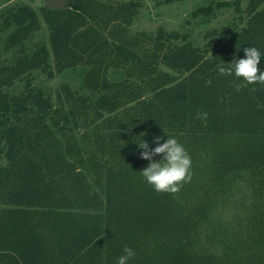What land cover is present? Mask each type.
Wrapping results in <instances>:
<instances>
[{
  "label": "trees",
  "instance_id": "trees-1",
  "mask_svg": "<svg viewBox=\"0 0 264 264\" xmlns=\"http://www.w3.org/2000/svg\"><path fill=\"white\" fill-rule=\"evenodd\" d=\"M245 1V25L220 32L210 56L177 46L175 33L144 48L139 80L125 82L126 106L117 111L118 133L129 129L133 140L96 127L78 134L89 126L80 117L82 99L64 85L55 104L40 90L4 92L27 71L46 72L51 61L58 73L81 63L89 66L85 81L98 78L93 51L107 43L120 56L126 43L104 21L107 34L101 31L98 13L87 20L90 0L43 8L50 46L15 64L0 59V134L9 146L0 168V264H115L125 245L136 251L129 264H264V84L217 71L242 58L245 47L264 50V0ZM136 4L125 5L126 20ZM3 25L13 27L10 47L40 28L26 5L8 10ZM126 75L134 77L128 68ZM142 136L150 147L156 136L184 145L191 179L179 191L156 192L144 182Z\"/></svg>",
  "mask_w": 264,
  "mask_h": 264
},
{
  "label": "rangeland",
  "instance_id": "rangeland-1",
  "mask_svg": "<svg viewBox=\"0 0 264 264\" xmlns=\"http://www.w3.org/2000/svg\"><path fill=\"white\" fill-rule=\"evenodd\" d=\"M86 10L87 20L89 13H98L96 19L101 31L107 34L104 25L106 22L112 27L118 42L122 43L120 56L112 46L104 43L102 48L93 51L92 61L101 64L100 76L85 81L88 65L79 63L75 67L66 68L60 73L50 62L49 69H33L13 79L12 83L3 88L9 96L22 95L29 89L40 90L44 97H49L55 104L57 93L64 85L72 92H76L82 99L83 115L89 126L81 125L76 129L78 134H89L103 130H115L122 139L133 140L129 129H122L120 134L117 111L126 106L122 88L125 82L138 81L137 69L141 66L138 59H144V48L158 45L159 34H178L179 38L172 40L177 46L189 44L204 56H210L218 40V34L226 28H241L245 25L247 1L241 0H175L162 2L159 0H90ZM137 3L136 11L128 21V9L125 5ZM215 3L225 5L214 8ZM26 5L33 9L40 23V28L35 31L23 44L10 47L7 43L13 27L5 28L3 25L4 14L11 8ZM212 5V9L211 6ZM44 0H0V59L2 63H16V59L25 53L31 54L41 45L50 46L49 32L43 8ZM72 9L70 6L65 12ZM202 9V10H200ZM119 13L116 16V13ZM102 20V21H101ZM95 22V23H97ZM97 23V24H98ZM120 25V27H117ZM108 40L112 36L105 35ZM114 39V38H113ZM162 40V39H160ZM119 44V43H118ZM105 56V57H104ZM132 70L134 77L126 75V69ZM26 73H29L27 75ZM116 103H123L116 111L110 110ZM85 116V117H84ZM108 122L110 123L109 126ZM142 151V150H141ZM140 151V152H141ZM106 156V155H105ZM109 156H112L109 154ZM140 158V153L138 155ZM159 157V156H157ZM9 160V146L0 134V168L7 166ZM2 206V205H1ZM7 206V205H5Z\"/></svg>",
  "mask_w": 264,
  "mask_h": 264
},
{
  "label": "clouds",
  "instance_id": "clouds-1",
  "mask_svg": "<svg viewBox=\"0 0 264 264\" xmlns=\"http://www.w3.org/2000/svg\"><path fill=\"white\" fill-rule=\"evenodd\" d=\"M242 58H234L226 64H219L217 71L225 77H233L244 84H264V69L258 68L264 50L256 46L245 47ZM144 135V134H143ZM161 137L153 138L155 147L142 137L137 141V146L142 149L140 156L148 164L140 171L146 184L156 192L175 193L182 184L191 179L192 159L184 145L174 136L160 142ZM159 156L158 159H154ZM136 256V251L125 245L122 254L116 258L115 264H129Z\"/></svg>",
  "mask_w": 264,
  "mask_h": 264
},
{
  "label": "water",
  "instance_id": "water-1",
  "mask_svg": "<svg viewBox=\"0 0 264 264\" xmlns=\"http://www.w3.org/2000/svg\"><path fill=\"white\" fill-rule=\"evenodd\" d=\"M69 0H44V4L52 8H64Z\"/></svg>",
  "mask_w": 264,
  "mask_h": 264
}]
</instances>
